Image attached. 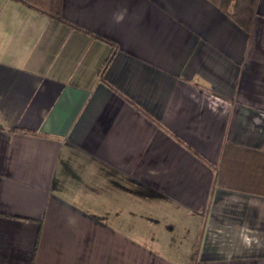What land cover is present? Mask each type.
<instances>
[{
    "label": "crops",
    "instance_id": "obj_1",
    "mask_svg": "<svg viewBox=\"0 0 264 264\" xmlns=\"http://www.w3.org/2000/svg\"><path fill=\"white\" fill-rule=\"evenodd\" d=\"M60 17L0 0V264H264V0Z\"/></svg>",
    "mask_w": 264,
    "mask_h": 264
},
{
    "label": "trees",
    "instance_id": "obj_2",
    "mask_svg": "<svg viewBox=\"0 0 264 264\" xmlns=\"http://www.w3.org/2000/svg\"><path fill=\"white\" fill-rule=\"evenodd\" d=\"M26 8L44 15L49 20L63 23L60 17L61 0H11ZM220 12L225 14L238 28L248 33L255 16L257 0H207ZM113 53L109 52L105 58L98 76L101 79L103 72L109 64ZM264 143V140H263Z\"/></svg>",
    "mask_w": 264,
    "mask_h": 264
},
{
    "label": "clouds",
    "instance_id": "obj_3",
    "mask_svg": "<svg viewBox=\"0 0 264 264\" xmlns=\"http://www.w3.org/2000/svg\"><path fill=\"white\" fill-rule=\"evenodd\" d=\"M121 18V17H118V19Z\"/></svg>",
    "mask_w": 264,
    "mask_h": 264
}]
</instances>
